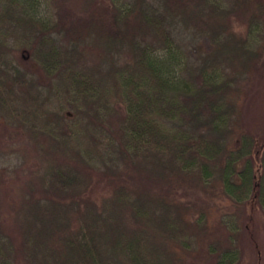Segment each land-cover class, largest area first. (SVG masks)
Returning <instances> with one entry per match:
<instances>
[{"label": "trees", "instance_id": "obj_1", "mask_svg": "<svg viewBox=\"0 0 264 264\" xmlns=\"http://www.w3.org/2000/svg\"><path fill=\"white\" fill-rule=\"evenodd\" d=\"M254 75L264 0H0V120L37 160L0 264H241L264 137L231 122Z\"/></svg>", "mask_w": 264, "mask_h": 264}, {"label": "rangeland", "instance_id": "obj_2", "mask_svg": "<svg viewBox=\"0 0 264 264\" xmlns=\"http://www.w3.org/2000/svg\"><path fill=\"white\" fill-rule=\"evenodd\" d=\"M39 9L42 14L48 11L45 10V3H42ZM13 57L22 67L37 71L29 61L20 60V52L15 51ZM81 65L84 68H92L95 65L94 57L85 53ZM242 88L245 96L241 99L240 107L231 123L234 127L258 131L260 136L264 137V75L246 78ZM36 163L34 148L27 136L17 131L12 123L1 119L0 211L7 219L11 216L13 206L22 197L23 182L27 173L35 168ZM239 246L241 264H264V211L258 205L253 219L249 221V229L239 239Z\"/></svg>", "mask_w": 264, "mask_h": 264}]
</instances>
